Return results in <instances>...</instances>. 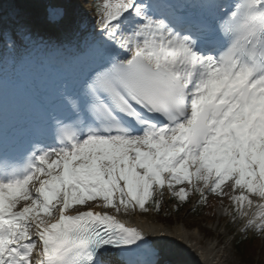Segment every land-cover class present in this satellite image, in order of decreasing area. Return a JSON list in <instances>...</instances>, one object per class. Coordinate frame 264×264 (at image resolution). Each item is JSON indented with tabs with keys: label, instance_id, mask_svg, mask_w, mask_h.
<instances>
[{
	"label": "snow or ice",
	"instance_id": "obj_1",
	"mask_svg": "<svg viewBox=\"0 0 264 264\" xmlns=\"http://www.w3.org/2000/svg\"><path fill=\"white\" fill-rule=\"evenodd\" d=\"M93 14L51 134L24 149L0 136V264H163L180 245L117 217L159 215L165 188L173 212L227 198L236 244L264 240V0H94Z\"/></svg>",
	"mask_w": 264,
	"mask_h": 264
},
{
	"label": "rangeland",
	"instance_id": "obj_2",
	"mask_svg": "<svg viewBox=\"0 0 264 264\" xmlns=\"http://www.w3.org/2000/svg\"><path fill=\"white\" fill-rule=\"evenodd\" d=\"M2 1H3L2 7H1L2 12L4 13L8 12L9 7L14 9L12 14L7 16L8 19L10 18L11 19H19V18L21 19L22 15H24V18H26V14L28 11L26 12V10L23 9L24 7H22L25 0H12V2H9L11 0H2ZM68 6L73 9L70 15H72V13L74 14L75 12L83 13L87 15V17L92 21L91 23L94 25L95 17L93 14V5L91 4V0H85L83 4L76 1V2H73L72 4H69ZM14 11H16L17 15ZM1 18H2V15L0 14V19ZM33 22H29L28 25L34 27L35 25ZM230 183L231 181L228 182V184ZM179 187H187V185H178L177 189ZM223 187L225 190L231 191V189L228 187L227 184ZM164 196L166 197V199L170 197L166 188L164 189ZM253 200L255 202V197H253ZM210 203L212 204V206H215L216 217L220 220L217 226H215L214 224L210 226L212 233H213V234L211 233L212 238L209 240L204 239L202 238L203 236L200 231H197V230L188 231L187 229L183 228L186 234L193 237V240H190L188 244L195 245L198 242L200 243L199 247L195 248L197 255H200V252H202L203 250L217 245L215 246L216 249L212 252V256H211L212 259H215L216 261L217 259H220L221 261H225L227 264H242L240 260L238 259L236 252L233 249V245H234L233 236L234 235L228 236L229 234L228 232L230 231V229L233 228V226L239 225V222L237 223L231 222L232 205L227 204V201L215 195H213L210 198ZM224 206L226 208H224ZM227 207H230L231 211H228ZM133 215L136 216L135 213L129 214L127 216H133ZM119 216L127 217L123 213H121ZM145 216L146 217L144 218H149L155 225H157L158 227H161V229H165L164 232L172 231L173 228L175 227L182 228V225L180 224H185L186 226H189V225H195L197 223V222L195 223V219H189L191 217L190 214L185 215V216H183L182 214H178L176 216L174 215V218H176V222L173 223L172 226H167L165 223H163L164 225H160L156 223L157 220L152 214H146ZM239 226L236 229V232L238 234H239V231H238Z\"/></svg>",
	"mask_w": 264,
	"mask_h": 264
},
{
	"label": "bare ground",
	"instance_id": "obj_3",
	"mask_svg": "<svg viewBox=\"0 0 264 264\" xmlns=\"http://www.w3.org/2000/svg\"><path fill=\"white\" fill-rule=\"evenodd\" d=\"M30 3H33L34 5L30 7H25L26 9V20L27 22H33L38 27L43 26V20L42 17L37 15L38 12V6L37 5L40 0H26ZM25 6H29L28 3H26ZM68 11H71V7L68 8ZM71 17V16H70ZM80 20H86L84 23ZM71 26L70 33H65V35L70 36V38H73L75 34L78 32L80 33H86L87 36H90L92 34V23L90 22V19L87 17V15H84L80 12H76L74 16L70 18ZM25 36V35H24ZM33 42V39L30 41ZM23 43L25 45H29L28 41L23 39ZM55 48V47H54ZM23 57H27L25 55H20ZM7 57H1L0 61H6ZM20 60V59H19ZM17 65L18 61H17ZM139 211L137 210L135 212V215L138 216ZM137 216H118L117 218L121 221L126 223L128 226H136L143 231L147 235H149L150 238L153 239H165V240H172L175 241L176 244L180 245L181 250H175V251H166L162 253L160 259L163 261V264H227L225 261H221L220 259H212V252L216 249L215 247H210L202 252H200V255H197L196 251H192L193 245L187 244L190 240H193V237L186 234L184 232L183 228L175 227L172 231H166V232H158L154 231L161 229V227H158L155 225L149 218H140ZM183 237V238H182ZM195 245H200L198 242ZM113 258V257H111Z\"/></svg>",
	"mask_w": 264,
	"mask_h": 264
},
{
	"label": "trees",
	"instance_id": "obj_4",
	"mask_svg": "<svg viewBox=\"0 0 264 264\" xmlns=\"http://www.w3.org/2000/svg\"><path fill=\"white\" fill-rule=\"evenodd\" d=\"M163 200V198H162ZM173 201V200H172ZM185 207H180V210L178 212H170L169 208L166 206L164 201L162 202V206L159 212V215H157L156 212H152L154 216L157 218V220L172 225L176 219H174V215H178L184 210ZM196 212H192V219H195V226L200 228L207 234V236H211V233L209 230L204 229L202 226L206 221H213L214 220V213L212 208L210 207L209 202L207 201V204L205 206H195ZM198 213V214H197ZM191 219V217L189 218ZM238 237L237 239H239ZM234 240L233 249L236 252V255L240 262L242 264H264V240L261 239H252L251 235H249V239L247 241H244L243 243H240L239 245L236 244V240Z\"/></svg>",
	"mask_w": 264,
	"mask_h": 264
}]
</instances>
